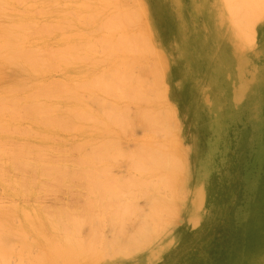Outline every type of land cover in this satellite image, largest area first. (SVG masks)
Listing matches in <instances>:
<instances>
[{
	"label": "rangeland",
	"instance_id": "374dc122",
	"mask_svg": "<svg viewBox=\"0 0 264 264\" xmlns=\"http://www.w3.org/2000/svg\"><path fill=\"white\" fill-rule=\"evenodd\" d=\"M190 5L191 0H185L184 11L187 12ZM196 6V17L192 21L201 24L211 23V17L213 21L219 22L221 18L218 20L217 16L225 13L221 0H196ZM12 8H3L0 1L1 23L11 21L9 15L14 11L24 16L29 11L40 12L35 16L41 26V32L38 31L40 38L53 47L58 58L67 59L68 64L46 74H39L38 80L57 82L59 93L63 91V85H70L69 99L62 93L59 96L61 101L58 103V112L62 113L64 107L68 106L67 101H70L73 115L77 117H73V131L64 129V134V127L58 131V128L54 130L55 136L59 134L61 139L64 138L62 141L58 138L60 141H56L57 143L55 138L50 140L51 137H45V141L37 139L39 136L33 137L35 140L31 137L34 134H31L30 130H36L37 127L39 130V125H42L37 124L38 119L35 120L38 116H34L31 110L27 112V117L24 115L26 112L23 114L24 124L36 122L37 125H29L31 129L27 124V129L24 126L26 130L21 128L20 133H16L17 130L13 129L15 127L9 126L11 121L5 124L3 122L2 125L7 126H0V162H3L0 164V215L7 216H0V227L5 231L4 226L13 222L17 228L28 226L26 230L21 229L22 235L30 234L29 238L25 235L21 240L11 233L13 237L9 238H13L14 243L13 246L10 242L9 244L12 247L17 245L18 252L13 248L16 251L10 253L13 261L7 259L9 264H34L35 259L31 261L32 257L39 251L46 252L47 246L53 241L54 235L50 231L52 223L57 222L56 225L61 228L66 216V222L70 218L71 220L69 225H65H68V228L72 226L69 230L71 229L74 237L77 235L83 243L85 237L82 236H87L85 230H88V226L86 225L85 230L82 229L81 233L84 234H77V226L80 227L81 222L84 224L92 217H98V222L101 219V226L95 224L100 226L99 233L91 232V238L84 239L85 243H88L91 239L98 238L99 234L100 241L96 240V247L88 244L95 249L88 247L87 251L77 242L79 248H76L78 250L70 262L65 263L60 259L61 261L58 260L55 264H253L255 260L258 261L257 264H264V101L262 113L259 114L263 117L262 126L257 122L258 125L256 124L254 129L255 125L247 122L246 117L250 111L248 104L244 117L237 116L233 103L232 81L225 77L230 60H226V63H222V68L218 69L210 59L208 64L212 70L210 74L205 75H208L213 83L211 91L220 93L215 96L212 92L211 96L204 100L202 108L192 110L186 102L198 97L184 92L189 84L188 68L183 67L178 77V87L169 91L167 61L155 34V28L160 29L159 40L163 43L162 32L167 19L171 17L167 4L162 3V10L157 16L149 9L148 0H22L14 10ZM224 15L225 25L222 21L219 24L231 37H235L237 57L246 63L248 76L252 72L254 84L259 81V76L264 74V7L254 31V38L245 39L240 34L242 26H239L233 35L226 27L229 24L228 15ZM156 17L160 21L157 22ZM124 18L131 21L125 20L121 25ZM30 29L37 31L33 27ZM2 31L3 29H0V32ZM170 44L174 46L173 41ZM179 49L181 57H176L178 68L184 55L186 59L196 62L193 51L187 50L183 45ZM42 57L50 59L47 54ZM207 70L209 73V69ZM106 79L109 87L103 90V81ZM17 80V70L10 69L9 65L0 59V99L4 95L5 87ZM262 89L264 92V86ZM170 98L183 102L181 107L179 105V109L175 108ZM3 102H6L5 99ZM6 104H2V107L6 108ZM3 109L0 116L6 118L9 112ZM40 115L42 116V113ZM24 124L20 123L18 127ZM22 129L31 134L29 136L25 133L29 140L22 134ZM70 136L71 139L65 138ZM14 140L28 141L26 145L33 142L36 145L44 144L43 149L52 143H55L52 148L59 146V153L53 152L55 149L52 151L50 147L43 151L51 153V156L58 153L56 158H61L59 155L63 154L62 157L66 161L70 159L68 165L62 160L64 166L70 167L66 166V170L64 169V178H67L62 180L65 183L60 185L58 182L61 181L57 179L56 185L53 181L51 185L47 182L51 187L48 184L43 185L45 180L56 182V179H52L53 172H48L47 175L40 173V169L33 168L36 170V179V176L31 174V167L30 172H25L26 174L24 170L27 171L28 167H24L26 169L23 171L15 168V171L8 153H11L10 144L15 143ZM245 142H248L247 148L244 147ZM8 143L9 147L6 148ZM66 145L72 148L71 153L69 148H65ZM35 148L36 146L31 150L34 151ZM60 148L69 154L66 151L61 152ZM7 149L10 151L7 152ZM30 154L28 160H31L33 165L36 162L31 159ZM65 155H70V158ZM51 156L50 158L53 157ZM32 158H35L34 155ZM49 160L46 161L63 167L61 160ZM40 174L43 176L39 179ZM45 174H51V177L48 179ZM57 174L60 175L61 171ZM24 175L29 179L28 182L25 181L26 177L24 180ZM61 175L64 176V173ZM33 176L37 181H31ZM29 181L30 184L36 182L35 186L30 185ZM40 184L43 187H40ZM66 184L70 186L67 187ZM25 187L29 190V193L25 192L27 198L22 195ZM43 205L49 207L43 209ZM118 211L123 212L125 216H122L125 219L122 224L119 223L122 221V213ZM73 212L76 215L72 214ZM47 215H50V218ZM39 221H42V224ZM93 221L92 219L91 224ZM49 222H52L51 225ZM73 223L78 225L74 227ZM93 226H90L89 231L96 230L92 229ZM65 228L56 232V241H59V236L61 241L67 237L66 233L63 234L67 232ZM122 229L125 230L126 236L122 234ZM121 234L125 242H122ZM113 238H116L114 242ZM70 240L72 238L66 242ZM116 240L120 241L122 247L118 251V244L114 247L117 252L113 248L114 251H109V244L113 242V247L117 244ZM87 243L84 245L87 246ZM24 245L29 247L24 250L26 253L22 254L21 250L26 248ZM103 247L107 253H102ZM121 251L127 254H122ZM12 253L22 259L16 258Z\"/></svg>",
	"mask_w": 264,
	"mask_h": 264
},
{
	"label": "bare ground",
	"instance_id": "6f19581e",
	"mask_svg": "<svg viewBox=\"0 0 264 264\" xmlns=\"http://www.w3.org/2000/svg\"><path fill=\"white\" fill-rule=\"evenodd\" d=\"M1 1V5H3V8H9V7H13L12 8V10H14V8H15V6H17V5H20L21 3H22V0H0ZM222 1V5H223V10H224V14H227L228 15V19H227V22H229V24H228V26H226L227 28H228V30H230V32H232L233 33V35L236 33V31H237V29H238V27L239 26H242V30H241V35H243V37L245 38V39H249V38H254L253 36L255 35L254 34V31H255V29H256V25H257V22H258V20H259V16H260V13H261V11H262V8L264 7V0H221ZM8 5V6H7ZM5 6H7V7H5ZM37 14H40V12L38 11V10H35V11H29L28 12V14L27 15H22L20 12H17V11H14V12H11V14L9 15V20H11V21H6V22H3V23H1V21H0V29H3V31L2 32H0V59H2V61H4L6 64H8L9 65V68L10 69H16L17 70V72H18V80L14 83V84H11V85H8V86H6L5 87V90H3V96H5L4 98H2L3 96H1V99L0 100H2L1 102H3V100L5 99V101L6 102H3V103H1L0 102V112H2L1 111V109H3V110H8L7 111V113L9 114L8 115V117H6L5 118V116H4V118H2V115L0 116V121L2 122H0L1 124H0V126L3 124V122H4V124L5 123H10V121H11V123L9 124V126L10 125H13L12 127H15V128H13V129H16L17 131H16V133L17 132H19V130H21V128H23V129H25L26 128V126H27V124H24L23 123V118L25 119V117H27L26 115L29 113V110H31V112L34 114V116H38L37 118H36V120H35V118L33 119V120H35V121H37V119H38V123L37 124H42V125H39V127H40V129L39 130H37V128H36V130L34 129V130H30L31 131V134H34V135H32L31 136V134L29 135V133H27L25 130L27 129H25V130H23L22 129V132H24V133H22L23 135H25V133H27L29 136H31L32 138L33 137H35V136H39V138H37V139H39V140H44L45 141V139L46 138H48V137H51L50 138V140H53L54 138H55V142L56 141H62L63 139H61L58 135H54L55 133L54 132H56V131H54L56 128H58L57 129V131L58 130H61V127H64V128H62V131H63V133L64 132H66L67 130L70 132L72 129H75V127H74V123H73V117H74V119L77 117V115L75 116V115H73L74 113L72 112L73 110H72V108H71V106H70V104H69V102L70 101H67L68 102V106H66V107H64V111L62 112V113H59L58 112V110H59V102L61 101L60 100V98H59V96H60V94L62 93V94H65V96H66V99H69V95H70V85H68V84H65V85H63V87H62V89H63V91L61 92V93H59L58 92V83L57 82H54V81H49V82H43V81H40V80H38V76H39V74H46L47 72H49V71H52V70H55V69H57L58 67H65L67 64H68V60L67 59H65V58H58L57 57V54H56V52H54L53 51V47H50V46H48V44L47 43H45L44 41H42V39L40 38V35L38 34V31L39 32H41V26H40V24L38 23V21L35 19V16L37 15ZM125 14V13H124ZM223 14V15H224ZM223 15L221 16V15H218L217 16V19L219 20V18H221V21L223 22V24H224V20L223 19H226L225 18V15H224V18H223ZM13 20H15V21H13ZM125 20L127 21V22H130L131 20L130 19H127V18H124L123 19V21L121 22V25H123L124 24V22H125ZM17 21V22H16ZM221 21H219V22H221ZM218 23V22H217ZM216 23V24H217ZM225 25V24H224ZM31 27H33V28H35L37 31H34V30H31L30 28ZM30 30H29V29ZM222 28V27H221ZM220 28V29H221ZM219 31V30H218ZM239 33V32H238ZM107 45H109V42H107ZM43 54H47L48 55V57L50 58V59H44L42 56H43ZM58 61H57V60ZM250 71V70H249ZM252 71V70H251ZM260 72L262 73V67H261V70H260ZM249 73V72H248ZM248 73H246V76H247V78H246V85H248V90H247V86H246V89L245 90H247L246 91V95L244 96V92H243V87H242V84H240V85H238L237 84V82H236V85H233L232 83H231V88H232V91H233V103H234V107H235V111H236V113H237V116L238 117H241V116H243L244 117V115H245V107H246V104H248L249 106H250V111H249V113L247 114V117H246V119H247V122L249 123V124H252L253 126L255 125V127H254V129L257 127V122H259V126H262L263 125V123H262V120H263V117H261V116H259V114L260 113H262V110H263V101H264V92H263V89H262V87L264 86V74L262 75V76H259V81H257L256 83H254L253 84V81H252V79L254 80V78H252V72L249 74V76H248ZM260 73V74H261ZM252 83V84H251ZM118 86H119V80H118V84L116 85V87L118 88ZM245 86V85H244ZM109 87V84H108V80L106 79V80H104L103 81V85H102V89L103 90H106L107 88ZM67 94V95H66ZM1 95V94H0ZM5 103H7L6 104V108L5 107H2L3 105L2 104H4L5 105ZM22 109L24 110V111H22ZM5 111H4V113L3 114H5ZM22 111V113H20ZM57 111V112H56ZM24 112H26V114H24ZM28 112V113H27ZM56 112V113H55ZM32 113H30V115L32 114ZM40 113H42V116L40 115ZM58 113V114H57ZM117 113H118V110H117ZM2 114V113H1ZM19 114H21V115H19ZM25 115V117H24V115ZM56 115V116H55ZM6 116H7V114H6ZM235 116H236V114H235ZM259 116V117H258ZM30 117V116H29ZM32 117V116H31ZM30 117V118H31ZM8 118V119H7ZM33 118V117H32ZM27 119H29V118H27ZM32 121V120H31ZM20 123H22V124H24V125H22V127H18L19 126V124ZM36 123V122H35ZM35 123H29L28 124V128H30V126H32V124H35ZM31 124V125H30ZM37 124H35V125H37ZM257 124V125H256ZM26 125V126H25ZM30 125V126H29ZM3 127L4 126H7V125H2ZM1 126V127H2ZM21 126V125H20ZM24 126H25V128H24ZM11 127V128H12ZM10 128V127H9ZM33 128H34V126H33ZM1 129V128H0ZM31 129V128H30ZM64 129L66 130V131H64ZM12 130V129H11ZM9 131H10V129H9ZM14 131V130H13ZM28 132H29V129L27 130ZM33 131V132H32ZM73 131V130H72ZM2 132V131H1ZM15 132V131H14ZM35 132V133H34ZM61 132V131H60ZM11 133H12V131H11ZM16 133H14V134H16ZM20 133V132H19ZM57 133H59V132H57ZM13 134V133H12ZM21 134V135H22ZM27 134L25 135V137H28L27 136ZM46 134H49V135H47L46 136ZM51 134V135H50ZM65 134V133H64ZM71 134H72V132H71ZM70 134V135H71ZM8 135H10V134H8ZM20 135V134H19ZM22 135V136H23ZM53 135H54V137H53ZM69 135V134H68ZM7 136V135H6ZM11 136V135H10ZM14 136V135H13ZM18 136V135H17ZM15 137V136H14ZM46 137V138H45ZM6 138V137H5ZM17 138V137H16ZM21 138V137H20ZM23 138V137H22ZM60 140H59V139ZM66 139L67 138H70L71 139V136L70 137H65ZM28 140H29V137L27 138ZM34 139V138H33ZM19 140V139H18ZM16 141V140H14L15 141V143H11L10 144V148H11V153L10 152H8V151H10V150H6L9 154H10V163L12 164V166H14V170H15V168H17V169H22L21 171H23L24 169H26V168H24V167H28V170L26 171V170H24V173L26 172H30V170L31 169H29V167H31L32 168V170H33V172L31 171V174L33 173V175H35L34 174V172H36V170L38 169H40V173H47V175H48V172L49 173H51V172H53L54 174H52V179H56V182L54 181V180H45L46 181V183H45V181L44 182H42L41 180H39L40 179V177H42L43 175L42 174H40V176L38 177L39 179H38V181H41L42 183H45V184H43V185H47L48 183L47 182H50L49 184L51 185L52 184V182L51 181H53L54 183H55V185H56V183H57V181L59 180V181H61V182H58L60 185H62L61 183H65L64 182V180H62V178L63 179H66V178H64L65 177V171H64V169L66 168V166L68 165L67 164V162L70 160H68V161H66V159H64L63 157H64V155L62 154V155H59V156H61V158H56V156H58V150H59V146H57L56 147V145H55V147L57 148V150H56V148L54 147V148H52L54 145L53 144H55V143H52V142H54V141H52L51 143V145H49V147L50 148H52V151L53 152H58L57 154H56V156L55 155H53L52 154V156H51V153L49 154V152H46V151H43V150H47V148H49L48 146H45V147H47V148H42V147H44V144H38V145H36V144H34L35 142H33V144L31 143H29L28 145H26L27 143H28V141L27 142H25V141H22V142H24L23 144H22V142L21 141ZM35 140V139H34ZM47 140H49V139H47ZM46 140V142L48 143V141ZM2 141H4V140H2ZM7 141H8V139H7ZM11 142V141H10ZM31 142V141H30ZM41 142V141H40ZM65 142V141H64ZM68 141L66 140V142L65 143H67ZM4 143V142H3ZM43 143V142H42ZM57 143V142H56ZM60 143V142H59ZM1 144V143H0ZM7 144V143H6ZM26 145V146H25ZM31 145H33V146H31L32 148L33 147H35L36 146V148L35 149H33L34 151H32L31 149V147L30 146ZM35 145V146H34ZM41 145H43V146H41ZM61 145V144H60ZM63 145V144H62ZM6 146V145H5ZM12 146V147H11ZM25 146V147H24ZM41 146V147H40ZM52 146V147H51ZM9 147V143H8V146H6V148H8ZM26 147H28L29 149H27ZM244 147L245 148H247L248 147V142H245V144H244ZM49 148V149H50ZM63 148V147H62ZM60 148V151L61 152H65V151H63V149H65V148H69V150H70V153L72 152L71 150H72V148L70 147V146H67L66 145V147L65 148ZM71 148V149H70ZM2 149V148H1ZM3 150H4V146H3ZM49 151H51V150H49ZM51 151V152H52ZM45 152V153H44ZM1 153V152H0ZM8 153H7V155H8ZM31 153V154H30ZM48 153V155L46 156V154ZM66 153H68L67 151H66ZM29 154H30V157H31V159L33 160L34 159V162H36L35 164H31L30 162H31V160H28V156H29ZM69 154V153H68ZM5 155V154H4ZM32 155H34V157L35 158H32ZM50 156L52 157V158H54V156H55V158L54 159H57V160H63V161H65L66 162V164L67 165H63V161L61 162L62 164V166L64 167H62V168H60V166L59 165H57V163H54V162H59V161H57V160H54V159H52V158H50ZM63 156V157H62ZM66 156V155H65ZM68 156V155H67ZM66 156V157H67ZM4 157V156H3ZM6 157V156H5ZM8 157H9V155H8ZM29 157V158H30ZM45 157V158H44ZM49 157V158H48ZM65 157V158H66ZM67 158H70V155H69V157H67ZM36 159V160H35ZM49 160V159H51V160H53L52 162L54 163V164H56L55 166L53 165V164H51L49 161H46V160ZM8 161V162H9ZM72 161V160H71ZM7 162V161H6ZM33 162V161H32ZM49 162V163H48ZM1 163H3L2 161L0 162V164ZM69 163H70V161H69ZM65 164V163H64ZM3 165V164H2ZM73 165V164H72ZM1 166V165H0ZM59 166V167H58ZM67 167H69V166H67ZM33 168H35V169H33ZM70 168V167H69ZM72 168H74V167H72ZM72 168L70 169L71 170V173L73 174L74 172H73V170H72ZM16 169V170H17ZM63 171H62V170ZM1 170V169H0ZM5 170V169H4ZM12 170V169H11ZM15 170V171H16ZM41 170H43V171H41ZM59 170L61 171V174H63L64 173V176L63 175H59V174H57L58 172H59ZM66 170V169H65ZM67 170H69V169H67ZM69 170V171H70ZM57 171V172H56ZM13 172V171H12ZM39 172V171H38ZM63 172V173H62ZM10 173V172H9ZM23 173V174H24ZM25 173V174H26ZM56 173V174H55ZM0 174H1V171H0ZM29 174V173H28ZM51 174H50V176H47L46 174V178H50L51 177ZM22 175V174H21ZM20 175V176H21ZM44 175V176H45ZM54 175V176H53ZM55 175H56V177H55ZM67 176L68 175H70V174H66ZM17 176H19V175H17ZM30 176V175H29ZM36 176V179H37V175H35ZM63 176V177H62ZM73 176V175H72ZM2 177V176H1ZM25 175H24V180H25ZM58 177V178H57ZM4 178V177H3ZM9 178V177H8ZM22 178V177H21ZM23 178H22V180H23ZM70 178V177H69ZM1 179V178H0ZM19 179V178H18ZM35 179V177L33 176V180H31V181H37ZM58 179V180H57ZM3 180V179H2ZM8 180V179H7ZM21 180V179H20ZM27 180H29V179H27V177H26V180L25 181H27ZM70 180V179H69ZM10 181V180H9ZM8 181V182H9ZM14 181V180H13ZM63 181V182H62ZM66 181V180H65ZM16 181H14V183H15ZM20 182H22V181H20ZM28 182V181H27ZM26 182V183H27ZM40 182V183H41ZM67 182H69V181H67ZM6 183V182H5ZM12 183V182H11ZM23 183H25V182H23ZM25 183V185H28V184H26ZM57 183V184H58ZM13 184V183H12ZM29 184H30V181H29ZM35 184H36V182L35 183H32V184H30V185H34L35 186ZM48 184V185H49ZM22 185V184H21ZM24 185V186H25ZM41 185V186H40ZM39 186L40 187H43L42 186V184H40ZM47 185V186H48ZM49 185V186H50ZM54 185V186H55ZM67 185V184H66ZM33 186V187H34ZM53 186V185H52ZM59 186V185H58ZM57 186V187H58ZM64 186V185H63ZM70 185H67V187H69ZM8 187H10V185H8ZM23 187V186H22ZM27 187V186H26ZM26 187H25V189H26ZM32 187V186H31ZM51 187V186H50ZM56 187V188H57ZM65 187V186H64ZM72 187V186H71ZM74 187V186H73ZM24 188V187H23ZM49 188V187H48ZM47 188V189H48ZM22 189V188H21ZM25 189L23 190V193L24 194H22L23 195V197L25 196V192L27 193V191H28V193H29V190H27L26 189V191H25ZM32 189V188H31ZM39 189V188H38ZM45 189V192H46V188H44ZM50 189V188H49ZM52 189V188H51ZM58 189V188H57ZM71 190V189H70ZM16 191V190H15ZM37 191V190H36ZM52 191H54L53 189H52ZM51 191V192H52ZM58 191V190H57ZM56 191V192H57ZM6 192V191H5ZM71 193V192H70ZM47 194V193H46ZM49 194V193H48ZM54 194V193H53ZM72 194H74V192L72 193ZM37 195V194H36ZM35 195V196H36ZM51 195V194H50ZM31 196V195H30ZM34 196V197H35ZM38 196V195H37ZM40 197H42L43 196V194L42 195H39ZM46 196V195H45ZM12 197V196H11ZM22 197V198H23ZM26 197V196H25ZM39 197V198H40ZM51 197H53V196H51ZM55 197V196H54ZM72 197V196H71ZM27 198V197H26ZM48 198H50V197H48ZM75 198V197H74ZM29 199V198H28ZM36 199H37V197H36ZM43 199H45L44 197H43ZM43 199L41 200V199H38V200H41V201H43ZM53 199V198H52ZM73 199V198H72ZM27 200V199H26ZM35 200V199H34ZM71 200V199H70ZM80 200V199H79ZM79 200L77 201L76 200V202H79ZM18 201V200H17ZM10 203H11V201H9ZM9 203V204H10ZM12 203H14V202H12ZM28 203V202H27ZM26 203V204H27ZM71 203V202H70ZM69 203V204H70ZM29 204V203H28ZM72 204V203H71ZM82 204V203H81ZM41 205V204H40ZM62 205V204H61ZM24 206V205H23ZM27 206V205H26ZM44 206V205H43ZM67 206V205H66ZM10 207V206H9ZM49 207V206H48ZM47 207V208H48ZM73 207V206H72ZM16 208V207H15ZM47 209L46 208V206H44L43 207V209ZM64 208H65V206H64ZM8 209V208H7ZM12 209V208H11ZM62 209V208H61ZM74 209V208H73ZM5 210H6V208H5ZM26 210V209H25ZM33 210V209H32ZM42 210V209H41ZM75 210V209H74ZM8 211V210H7ZM27 211H29V209H27ZM43 211V210H42ZM55 211H56V209H55ZM71 211V210H70ZM79 211V210H78ZM11 214L13 213V212H11V211H9ZM32 212V211H31ZM52 212H54V211H52ZM63 212H65V211H63ZM119 213H122L121 214V216H120V214H118L119 216H120V221L121 222H119V223H123V217L122 216H124L123 214V212H121V211H118ZM30 213V212H29ZM6 214H8V216H10V214L9 213H6ZM44 214H47L46 212H44ZM72 214H74V215H76L74 212L72 213ZM2 215H4V214H2ZM2 215H0V216H2ZM14 214H12V216H13ZM37 215V214H36ZM35 215V216H36ZM79 215V214H78ZM29 216V215H28ZM48 217L50 216V215H47ZM72 216V215H71ZM79 216H82V215H79ZM2 217H7L6 215L5 216H2ZM37 217V216H36ZM48 217H47V219H48ZM53 217H55V215L53 216ZM59 217V216H58ZM110 217H112V216H110ZM115 217V215L112 217V218H114ZM125 217V216H124ZM38 218V217H37ZM50 218V217H49ZM75 218V217H74ZM83 218V216L81 217V219ZM84 218H85V216H84ZM96 218H98V217H96ZM95 218V219H96ZM14 219H16L15 217H14ZM30 219H31V217H30ZM61 219V218H60ZM66 221L68 220V217L66 216ZM79 219V218H78ZM92 219L94 220L93 221V223L91 224V222H92ZM92 219H88V222H84V224L81 222L80 223V227H78L79 225H78V223H77V225L75 224V223H73L74 225V227L75 226H77V234H84V233H81V231H83V230H85L84 228L86 227V225L88 226L87 228H88V230H85L86 232L85 233H87V236L85 235V236H82V238H88V237H90L91 238V235H89L91 232H93V234H95L96 232H98L99 230H100V226H101V224H102V222L99 224V222L100 221H102L101 219H100V221L98 222V220H99V218L96 220V222H95V219H94V217H92ZM62 220V219H61ZM61 220H59L58 219V221H61ZM70 220H71V218L69 219V221L68 222H66L65 220V223H69L70 222ZM74 220V219H73ZM84 220V219H83ZM125 220V219H124ZM12 221V220H11ZM15 221V220H14ZM37 221V220H36ZM80 221V220H79ZM40 222V221H39ZM42 222V221H41ZM40 222V223H41ZM63 222V221H62ZM8 223V222H7ZM13 223V222H12ZM11 222H10V224H12ZM19 223V222H18ZM50 223V222H49ZM52 223V222H51ZM51 223H50V225H51ZM59 223V222H58ZM65 223L63 222V224L60 222V225L62 226L61 228H63L64 229V227H66L65 228V230H67V232L65 231V232H63V234L64 233H66V236L67 237H65V235H64V241L62 240H60V237L61 236H59V241L57 240L56 241V232H59V231H61V228H58V226L56 225L57 224V222H56V224L55 223H52V226L50 227V231H51V234L53 233V241L51 242V244H49L47 247H48V249H47V251L46 252H42V251H39V253H36L37 255H35L34 256V258L32 257V259H31V261L33 260V259H35V263L34 264H55V262L56 261H58V260H62V261H64L65 263H68V262H70V260L72 259V256H74V253H76L77 252V250L78 249H76V248H79L76 244H77V242L79 243V245L81 244V247L83 248V250H85V251H87V249H89L91 246H88V244L90 245H92V246H95L96 247V245H97V242H99L100 240H98V238L100 239V237L99 236H101V235H99L98 234V238H94L93 240L91 239V242L89 241L88 243H87V241H86V243H87V246H85L86 245V243H85V238L83 239V241H84V243L82 242V240H79L80 238L78 237L77 238V235H76V233H75V235H76V237H74V232L72 233L71 232V229H72V226H69V228L71 227V229L69 230V228L65 225ZM1 224V223H0ZM9 223H8V225L7 226H4L5 228H3V229H5V231L4 230H2V228H1V230L3 231V232H1V230H0V233H2V234H0V264H9V261H11L12 260V257L10 256V253L11 252H14L15 253V251L17 250L16 249V246L17 245H15L14 244V247H12L13 245V243H14V241L12 240L13 238H9V237H11L13 234H15L19 239H23L24 237H25V233H24V235H22L23 234V232L21 231V229H24V230H26L27 229V227H23V225L22 226H19L18 228L17 227H15V225H10ZM17 224V223H16ZM20 224V223H19ZM23 224V223H22ZM42 224V223H41ZM70 224H72V222L70 223ZM93 226L92 227V229H96V230H92V231H89L90 230V226ZM98 224V225H100L99 227H97L96 225ZM33 226V225H32ZM31 227V226H30ZM97 227V228H96ZM36 228V227H35ZM99 228V229H98ZM17 229H18V231H21V232H18L17 231ZM32 229V228H31ZM83 229V230H82ZM33 230H35V229H33ZM32 230V231H33ZM36 231V230H35ZM125 230L124 229H122V234L124 235V234H126V232H124ZM34 232V231H33ZM37 232V231H36ZM11 233H13L12 235H11ZM32 233V232H31ZM38 233H40V231L38 232ZM72 233V234H71ZM99 233V232H98ZM58 234L59 233H57V236H58ZM92 234V235H93ZM97 234V233H96ZM121 234V239H122V242H125V240H123L124 238L122 237L123 235ZM30 235V234H29ZM29 235H26V236H28L27 238H29ZM89 235V236H88ZM124 236H126V235H124ZM13 237V236H12ZM40 237V236H39ZM68 237H70V238H72V240H70V242H66V241H69V239L70 238H68ZM119 237V236H118ZM118 237H116V238H118ZM14 238H16L15 236H14ZM18 238H16V239H18ZM35 238V237H34ZM68 238V239H67ZM116 238H113V242H114V239H116ZM10 241H9V240ZM16 239H15V241H16ZM18 239V240H19ZM102 239V238H101ZM103 239H105V238H103ZM119 239V238H118ZM130 239V238H129ZM30 240V239H29ZM96 240H97V242H96ZM13 241V242H12ZM33 241V240H32ZM92 241H94V242H92ZM111 241V240H110ZM110 241H109V243H110ZM118 240H116V245H113V247H112V243H111V245L109 244V247L111 246V250H109L107 247V249L109 250V251H114V250H116V252H117V248H118V251H119V249H120V247H122L121 246V244H120V241H118ZM127 241V240H126ZM130 241H131V239H130ZM9 242H10V244L12 245V246H10V244H9ZM12 242V243H11ZM65 242L67 243V244H65ZM95 242H96V245H94L95 244ZM102 242H103V245H105L106 243L102 240ZM121 242V243H122ZM83 243V244H82ZM128 243V242H127ZM29 245H30V243H28ZM85 244V245H84ZM114 244V243H113ZM118 244H120V245H118ZM125 244V243H124ZM102 245V244H101ZM102 245V246H103ZM117 245H118V247H117ZM23 246V245H22ZM44 246H45V244H44ZM106 246H108V243H107V245ZM117 247V248H114V247ZM21 247V246H20ZM24 247H26V245H24ZM27 247H29L28 245H27ZM24 248V249H22L21 251V253L23 254L24 253V250L26 249H28V248ZM46 247V246H45ZM89 247V248H88ZM13 248H15L16 250H13ZM31 249H32V246L30 247ZM86 248V249H85ZM94 248V247H93ZM92 247H91V249H93ZM105 247H103V249H104ZM112 248L114 249V250H112ZM35 249V248H34ZM33 249V250H34ZM76 249V250H75ZM95 249V248H94ZM25 250V251H26ZM74 250H75V252H74ZM82 250V249H81ZM32 251V250H31ZM90 252H92L93 250H89ZM102 251V253L103 252H106L107 250L106 249H104V250H101ZM17 252H18V250H17ZM34 252V251H33ZM41 252V253H40ZM14 253H12L13 255H15ZM26 253V252H25ZM24 253V254H25ZM28 253H30V252H28ZM107 253V252H106ZM120 253H122V254H127L125 251H121ZM11 254V255H12ZM12 255V256H13ZM11 258H10V257ZM15 257H16V255H15ZM15 257H13V259H15ZM16 258H19V257H16ZM20 258H21V256H20ZM19 258V259H20ZM26 258H28V257H26ZM7 259H9V261L7 260ZM22 259V258H21ZM30 260V259H29ZM60 260V261H61ZM13 261V260H12ZM17 262V261H16ZM15 262V263H16ZM28 262V261H27ZM254 262V263H253ZM252 263L253 264H257V260H255V261H253ZM11 264H12V262H10ZM14 263V262H13ZM23 263V262H22ZM57 263V262H56ZM17 264V263H16ZM20 264H21V262H20Z\"/></svg>",
	"mask_w": 264,
	"mask_h": 264
},
{
	"label": "crops",
	"instance_id": "0c3cea01",
	"mask_svg": "<svg viewBox=\"0 0 264 264\" xmlns=\"http://www.w3.org/2000/svg\"><path fill=\"white\" fill-rule=\"evenodd\" d=\"M162 3L167 4L171 14L162 32L164 42L162 43L159 40L160 29L155 28V34L167 61L169 91L178 87V77L182 73L183 67L188 68L189 84L185 87L184 92L198 98L193 101L188 100L186 104L192 110L202 108L205 103L204 100L208 99L213 92L211 91L213 83L208 75H205L210 74L212 70L208 62L212 59L214 66L219 69L222 68V63L230 60L225 77L228 81L231 80L233 85H236V82L238 85L242 84L245 96L248 90V85H246V63L237 57L235 37H231L229 32L219 24L220 22L213 21L212 17V22L209 24L192 21L197 12L196 0H191L190 8L188 7L189 13L184 11L185 0H148L149 9L155 16L161 12ZM156 20L157 22L160 21L158 17H156ZM172 41L174 46L170 44ZM182 45L187 50L193 51L196 62L186 59L184 55V57L182 56L183 61H180V68H178L176 57H181L179 48ZM207 69H209V73ZM246 86L247 90H245ZM213 93L216 96L220 91ZM171 103L179 109V105L181 107L183 102L172 99Z\"/></svg>",
	"mask_w": 264,
	"mask_h": 264
}]
</instances>
